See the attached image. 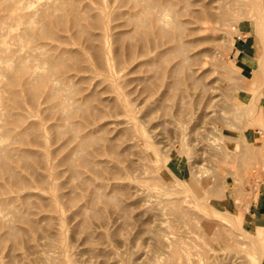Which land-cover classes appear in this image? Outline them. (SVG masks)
<instances>
[{
  "label": "rangeland",
  "instance_id": "rangeland-1",
  "mask_svg": "<svg viewBox=\"0 0 264 264\" xmlns=\"http://www.w3.org/2000/svg\"><path fill=\"white\" fill-rule=\"evenodd\" d=\"M151 1L154 7L146 9ZM256 2L260 24L249 18L245 0L239 10L233 7L238 16L230 22L197 34L211 40L195 49L211 55L193 60L197 84L180 98L170 73L175 41L162 38L153 46L154 35L144 34L137 21L160 13L162 25L175 30L171 11L182 2L0 0V264H165L176 236L182 241L170 264H253L255 244H264V128L233 110L234 101L264 93L256 64L264 0ZM233 42L248 53L238 56ZM129 44L132 54L125 57ZM17 63L27 71H18ZM49 70L52 78L24 83L31 73ZM258 107L264 124V105ZM213 139L247 155L224 159L221 147L220 158L214 157ZM176 164L194 173L198 187L228 173L218 179L217 193L205 194L228 213L194 211L221 228L205 230L196 219L185 223L173 216L167 203L176 198L169 188L175 180L167 167L176 170Z\"/></svg>",
  "mask_w": 264,
  "mask_h": 264
},
{
  "label": "bare ground",
  "instance_id": "bare-ground-1",
  "mask_svg": "<svg viewBox=\"0 0 264 264\" xmlns=\"http://www.w3.org/2000/svg\"><path fill=\"white\" fill-rule=\"evenodd\" d=\"M249 1L251 3V5L249 7V10H250V12H249V14H250L249 15V18L253 20V23L256 26V25H258L259 20L262 18L259 15L260 13L258 11L259 8H260V4H259V2H256V1H259V0H249ZM179 2H182L183 4L181 6H179L178 8L176 7V11L173 10V9L171 11L174 15L176 14V21L175 20L174 21H171L169 19L171 21L170 23L172 24V27L174 25L175 30L166 28L164 25H162L161 22H165V20L163 19L162 15L160 13H154V15L153 16H149V18L143 17L142 19L138 20L137 22L145 30V33L144 34H146V35H152L153 34L154 35V37L151 40V43H152L153 46L157 47L159 41L162 38H171V39H173L175 41L174 45L172 44L173 45L172 46V49H173V52L172 53L176 54V65L171 70L170 73H171L172 76L176 74L174 76V77H176V79L174 77H172L173 78V82L172 83H174V85L176 86V96H179L180 98H184V97H186L188 95V93H189V87H191V84H194V83L197 84V82H196V75H197V73L199 71V68L195 65L196 64L195 62L193 63V60L196 59L197 55H199V54H204V56L205 55L206 56L207 55H211L210 54V50L207 49V48L195 49V46L196 45L201 44L203 42H208L209 40H211V38L210 39L208 38L209 36H202V37H200L197 34L202 33V32H203V34L204 33H207L208 30H218V29H220L219 27H220L221 24H225V22H230L231 20H229V19H232L231 16H236V17L238 16V15H235V14L233 15V11H232V10H234L233 7H237V10H239L242 7V5L245 3V0H176L177 5H178ZM153 5H154V2H152V1L151 2H148L147 6H146V9L153 8L154 7ZM195 5H198L200 7V9L191 8V7H194ZM66 8H67V6H66ZM144 9H145V7H144ZM28 13H30V12H28ZM69 13H70V11H69ZM52 14H53V12H52ZM30 16H32V15H30ZM170 17H172V16H170ZM180 18H182V19H180ZM151 22H154L155 23L153 27H151L152 24L150 26V23ZM74 25H75V27L77 26L80 29L78 31H81L82 32V30H81L82 28H81L79 22H77L76 20H74ZM149 26L151 27V29H149ZM45 27H47V26H45ZM260 27L261 26H259L258 28H260ZM27 30H26V32H27ZM78 31H77V33H79ZM258 31H259V36H260V40H261L260 43L262 45L261 46L262 49H261L260 54L257 57L256 64H257V67L259 69H261V71L264 74V29L260 28ZM41 32H42L41 34H45V32L43 30ZM27 34H28V37H32V35H33L31 31H29ZM74 37L77 39L78 36L77 37L74 36ZM147 40H148V38H147ZM165 41H167V40H165ZM162 42H164V41L162 40ZM123 43H125V42H123ZM232 44L235 45V42H233ZM235 46H237V49H238V52H237L238 56L248 53V52H246L245 47H243V44L242 43H238ZM146 48H147L146 44L140 45V53L143 54L146 51ZM125 50H126V52L124 51L125 52V57H126V53H127V55H131L132 54V50H133L132 49V45L129 44L126 47ZM97 52H99V51H97ZM97 52H96V54L98 55L99 53H97ZM159 54H161V53L159 52ZM169 54H171V53H169ZM115 56H116V54H115ZM45 60L49 64H51V65L58 63V60H55V59H52L51 60L50 58H48V59H45ZM198 63H199V61H198ZM16 68H17L18 71H21V72H26L27 71V68H26L25 64H23V63H17V67ZM155 72H157V71H155ZM168 73H169V71H168ZM53 75H54V73H52L51 70H49L46 73V75H42V74L39 75V74H33V73H31L29 77L28 76L26 77V80H25L24 83L26 85H29L34 80L37 81V82H43V81H45V80H47L49 78H52ZM263 77H264V75H263ZM7 78H9V80L12 83L15 82L14 79L10 75H8ZM259 86H260V88H262L264 86V79L259 84ZM27 88H28V92H29V95L30 96H33L34 94H36L37 89H32L31 87H27ZM11 95L12 96H15V92H11ZM48 95L49 96L53 95V92L48 93ZM212 98H213V96H212ZM209 100H211V99H209ZM256 100H258L257 101L258 103H256ZM246 101H248L249 105H247V106L244 107L243 105L246 103ZM234 102H235V105H236L235 110H233L234 114H236V115H243V114H245L246 115V113H247L249 115V117H250V118L248 117L249 118V121H251L253 123V125L258 126L260 129H263L264 128V126H263L264 124H260V121H259L262 118V115H261V112L259 111V107H258L260 104L261 105H264V93L259 92V94L254 95V96H250V97H246L245 96L243 100H238V102H236V101H234ZM61 107H60V109H63L64 108L62 105H61ZM233 107H234V105H233ZM67 111H70V110H67ZM90 112H91V110H90ZM70 113H72V111H70ZM79 113H80V111H79ZM177 114H179V113L177 112ZM255 119H257L258 121H256ZM263 120H264V117H263ZM226 136L227 137H230L229 135H226ZM117 138H119V137H117ZM207 138H209V137H207ZM223 143H221V142L218 143L216 141V139H213V142H211L209 144V148L211 149L212 155H214V157L215 156H218L219 157V154H218L217 151H219L218 149H220L221 147L223 148L222 151H223L224 159L225 158H229L230 160L233 161V159H231V157L233 155H234L233 157H236V155L237 156H241L244 153H245L244 155H247L246 152H245V150H242L241 152H240V150L237 151L236 146L234 148H231V150H230V146H228L226 144H223ZM111 151L112 150H110V152ZM122 159H123V157H122ZM124 160H126V159H124ZM176 160H178L177 157H176ZM222 161H223V159H222ZM2 166L5 169V171L9 174V177H11V178L15 177V175L13 174V171L9 168L8 165L5 164V162L2 163ZM66 166H68V165H66ZM155 166H158V165H155ZM153 167H154V165H153ZM154 168H156V167H154ZM158 168H159V166H158ZM167 168H168V170L169 169L171 170V173H172L171 175H172V177L175 180L174 181L175 184H170L169 185V188H172V190L174 188V190L176 191V198L173 199V200H168V203L167 204H168V207H169L171 213L173 214V216L176 217V220L181 221V222H185V223L186 222L187 223H195L194 220L196 219L197 222L198 221L200 222L199 223V224H201L200 226L203 229H205V230H210V229L211 230L212 229L214 230V229H216L218 227L221 228V222H219L218 220L211 219V218L210 219H204L202 217L196 216V214L194 213V211H196L197 209H207V210H210L211 211V212H209L211 215H217L218 213H222L223 211H225V210H222V209L214 206L213 201H211V199H209L210 196H206L205 194L207 192H210V191H212V193H217L216 187L220 184V182H217L218 179H223L225 177H228V173H226V175H219V176H217L218 174L217 175L214 174L208 180L205 177L206 179H204V178L203 179L204 180H207V181L200 182V183H202V185H200L198 187V184H197L198 179H197V177L194 175V173L192 171L191 172L189 171L190 172L189 173L188 170L184 166H181V164H176V170H174V167H172V166L169 167V165H168ZM133 169H134V167H133ZM157 169H156V171H157ZM70 170H71V173L72 174H76V170L74 168L70 167ZM131 170H132V168H131ZM152 181H153V179H152ZM211 183L213 185V188H211V189L209 188L208 189V184H211ZM166 187H168V186H166ZM226 187L228 189L229 188L231 189L230 183L228 181H227V186ZM163 201H165V200H163ZM163 201H161V202H163ZM226 212L227 211L223 212V214L226 213ZM214 231H212V232H214ZM241 233H242V235H244L246 237V234H247L246 231L242 230ZM248 236L249 235H247V237ZM253 237H254V235H253ZM156 239H157L156 240L157 243L159 245H162L163 241H161L160 236H157ZM179 240H180V237L176 236V243H175L176 244V248L178 247V244L180 243V241H182V240H180V241ZM164 244H165V242H164ZM255 246H256V249L258 250V253H257V257L251 255V258H252L251 259V261H252L251 263L254 264L255 262H257L258 264H264V244L263 245L262 244L261 245L255 244ZM176 248H173V246H172V248H171V249H173L172 250V252H173L172 259L167 260L165 262V264H170V262L173 260V258H176ZM177 254H180V253L177 252ZM6 256H8V255H6ZM176 259H178V258H176ZM182 262H184V261H182Z\"/></svg>",
  "mask_w": 264,
  "mask_h": 264
},
{
  "label": "crops",
  "instance_id": "crops-1",
  "mask_svg": "<svg viewBox=\"0 0 264 264\" xmlns=\"http://www.w3.org/2000/svg\"><path fill=\"white\" fill-rule=\"evenodd\" d=\"M259 54H260V53H259ZM263 188H264V176H263ZM262 197H263V196H262ZM259 199L263 201V200H264V197H263V198L260 197Z\"/></svg>",
  "mask_w": 264,
  "mask_h": 264
}]
</instances>
